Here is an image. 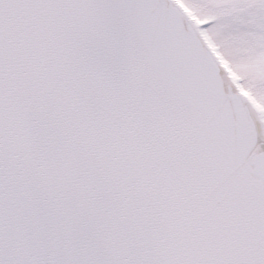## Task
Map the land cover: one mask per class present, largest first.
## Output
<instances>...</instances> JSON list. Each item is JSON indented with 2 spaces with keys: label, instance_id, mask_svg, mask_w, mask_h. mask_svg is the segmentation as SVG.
<instances>
[{
  "label": "snow or ice",
  "instance_id": "snow-or-ice-1",
  "mask_svg": "<svg viewBox=\"0 0 264 264\" xmlns=\"http://www.w3.org/2000/svg\"><path fill=\"white\" fill-rule=\"evenodd\" d=\"M0 264H264V0H0Z\"/></svg>",
  "mask_w": 264,
  "mask_h": 264
}]
</instances>
